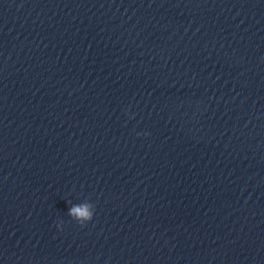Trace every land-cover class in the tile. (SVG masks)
<instances>
[{
    "label": "water",
    "instance_id": "95a60500",
    "mask_svg": "<svg viewBox=\"0 0 264 264\" xmlns=\"http://www.w3.org/2000/svg\"><path fill=\"white\" fill-rule=\"evenodd\" d=\"M0 264H264V0H0Z\"/></svg>",
    "mask_w": 264,
    "mask_h": 264
},
{
    "label": "clouds",
    "instance_id": "9594fccd",
    "mask_svg": "<svg viewBox=\"0 0 264 264\" xmlns=\"http://www.w3.org/2000/svg\"><path fill=\"white\" fill-rule=\"evenodd\" d=\"M125 115H127V110H125ZM129 119H132V116H128ZM137 135H140V133H137ZM144 135H147V133H144ZM68 215L73 218V220L83 226L90 222L93 219V208L92 205L85 203L78 206H73L69 209ZM60 223L56 224L57 230L60 229Z\"/></svg>",
    "mask_w": 264,
    "mask_h": 264
}]
</instances>
